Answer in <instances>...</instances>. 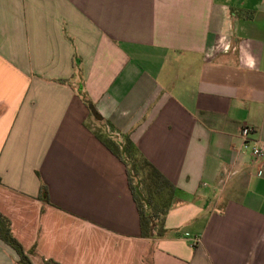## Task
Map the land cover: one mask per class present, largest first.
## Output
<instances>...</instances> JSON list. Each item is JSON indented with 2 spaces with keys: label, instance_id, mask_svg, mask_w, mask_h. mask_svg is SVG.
Instances as JSON below:
<instances>
[{
  "label": "crops",
  "instance_id": "crops-1",
  "mask_svg": "<svg viewBox=\"0 0 264 264\" xmlns=\"http://www.w3.org/2000/svg\"><path fill=\"white\" fill-rule=\"evenodd\" d=\"M106 120L177 188L163 237ZM244 126L264 143V0H0V212L34 264H264Z\"/></svg>",
  "mask_w": 264,
  "mask_h": 264
},
{
  "label": "trees",
  "instance_id": "trees-1",
  "mask_svg": "<svg viewBox=\"0 0 264 264\" xmlns=\"http://www.w3.org/2000/svg\"><path fill=\"white\" fill-rule=\"evenodd\" d=\"M85 100L87 104L90 103L88 99ZM104 123L102 124L101 121L102 125L95 127L94 134L126 165L128 185L139 213L141 237H163L167 233L165 217L176 196V186L143 155L129 135L116 134L109 120ZM103 130L107 133L104 134ZM39 198L49 202L48 188L45 184L41 185ZM0 238L16 251L19 256L17 264H34L28 252L15 237L10 219L1 212ZM34 251V248L30 250V252ZM46 262L47 264H60L51 259Z\"/></svg>",
  "mask_w": 264,
  "mask_h": 264
},
{
  "label": "built area",
  "instance_id": "built-area-1",
  "mask_svg": "<svg viewBox=\"0 0 264 264\" xmlns=\"http://www.w3.org/2000/svg\"><path fill=\"white\" fill-rule=\"evenodd\" d=\"M252 132V127L244 126L242 128L241 134L244 138L242 149L248 150L254 158L264 157V143L250 142L249 135Z\"/></svg>",
  "mask_w": 264,
  "mask_h": 264
},
{
  "label": "water",
  "instance_id": "water-1",
  "mask_svg": "<svg viewBox=\"0 0 264 264\" xmlns=\"http://www.w3.org/2000/svg\"><path fill=\"white\" fill-rule=\"evenodd\" d=\"M90 110L98 120H102V117L98 114L94 105H90Z\"/></svg>",
  "mask_w": 264,
  "mask_h": 264
},
{
  "label": "rangeland",
  "instance_id": "rangeland-1",
  "mask_svg": "<svg viewBox=\"0 0 264 264\" xmlns=\"http://www.w3.org/2000/svg\"><path fill=\"white\" fill-rule=\"evenodd\" d=\"M104 134L107 133V131L103 130Z\"/></svg>",
  "mask_w": 264,
  "mask_h": 264
}]
</instances>
